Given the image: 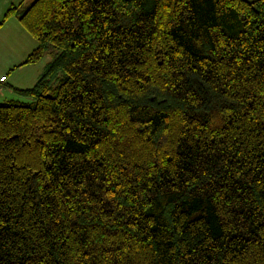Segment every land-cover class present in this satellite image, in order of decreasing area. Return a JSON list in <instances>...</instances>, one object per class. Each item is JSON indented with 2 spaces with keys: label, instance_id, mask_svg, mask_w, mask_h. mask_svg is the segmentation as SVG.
<instances>
[{
  "label": "trees",
  "instance_id": "16d2710c",
  "mask_svg": "<svg viewBox=\"0 0 264 264\" xmlns=\"http://www.w3.org/2000/svg\"><path fill=\"white\" fill-rule=\"evenodd\" d=\"M10 17L54 51L0 104V264H264V0Z\"/></svg>",
  "mask_w": 264,
  "mask_h": 264
},
{
  "label": "rangeland",
  "instance_id": "374dc122",
  "mask_svg": "<svg viewBox=\"0 0 264 264\" xmlns=\"http://www.w3.org/2000/svg\"><path fill=\"white\" fill-rule=\"evenodd\" d=\"M16 0H14L13 2L15 3ZM21 0H18V2H20ZM27 2H31L33 0H26ZM5 0H0V6H2L4 4ZM10 21H15L14 18H11ZM8 21V22H10ZM15 23V25H17V27H19L20 31L23 33V35L25 37H27L28 39L32 40V38L29 36V34L20 26L19 22H13ZM17 35L18 32L13 28V26H11V24H6L2 30L0 31V69L4 68L7 66H9V64L14 61V62H18V58H19V53L18 51H16L17 49H20L21 46H23V44H25L23 42V40L19 41L17 43ZM33 43L36 46V42L35 40H32ZM16 46V49H14ZM34 46V47H35ZM51 51H54L53 49H50V51L46 52L42 58L36 62L33 66V68H26L23 69L24 71H29L28 73L24 72L23 76L21 77L20 81L21 84H23V86L31 88L35 82L37 81L38 77L41 75L43 69L45 68V66L51 61L52 59V53ZM14 55V56H13ZM11 56L16 57L15 60H12L11 62H8L11 59ZM31 69V70H30ZM20 73V70L17 72H14L13 74V78H17L18 74ZM27 75V76H26ZM26 76V79H24V77ZM2 91V86H0V92ZM4 93L5 96L4 97H0V104L7 102V101H20V102H28L29 100L26 99L23 96H20L18 94H15L13 92H10L8 89L4 88Z\"/></svg>",
  "mask_w": 264,
  "mask_h": 264
},
{
  "label": "crops",
  "instance_id": "0c3cea01",
  "mask_svg": "<svg viewBox=\"0 0 264 264\" xmlns=\"http://www.w3.org/2000/svg\"><path fill=\"white\" fill-rule=\"evenodd\" d=\"M14 0H5L4 4L2 6H0V31L2 30V28L6 25V24H11V26H13V28L18 32L17 35V43L21 40H23V42L25 44H23V46H21L20 49H17L16 51H18V62H14L12 60H15V58L17 57H13L11 56V59L8 62H11L7 68L4 67L2 69H0V79L2 80V83L0 84V86H2V91L0 92V97H4L5 93H4V88L8 89L10 92H13L15 94H17L13 88H19V89H26L28 87L23 86V84H21V77L23 76V73L26 72L28 73L29 71H24L23 69L26 68H33V66H35L34 64H28V65H21V63L25 60V58L27 57V55L35 48V44L33 43V39L30 40L27 37H25L23 35V33L20 31L19 27H17V25H15V23L13 22H18V20L15 17H10L8 19H6L4 21L3 17L4 14L6 12V10L11 6V5H21V6H25L28 5L30 2H27L26 0H21L20 2H18V0L15 1V3L13 2ZM252 1V0H251ZM32 2V1H31ZM11 18H14L15 21H10ZM10 21V22H8ZM16 49V46L15 48ZM20 70V75L17 76V78H13V74L14 72H17ZM31 70V69H30ZM27 76V75H26ZM26 76L24 77V79H26Z\"/></svg>",
  "mask_w": 264,
  "mask_h": 264
},
{
  "label": "built area",
  "instance_id": "2783aa9c",
  "mask_svg": "<svg viewBox=\"0 0 264 264\" xmlns=\"http://www.w3.org/2000/svg\"><path fill=\"white\" fill-rule=\"evenodd\" d=\"M2 83V80L0 79V84Z\"/></svg>",
  "mask_w": 264,
  "mask_h": 264
}]
</instances>
